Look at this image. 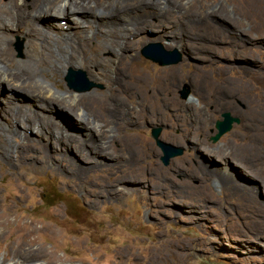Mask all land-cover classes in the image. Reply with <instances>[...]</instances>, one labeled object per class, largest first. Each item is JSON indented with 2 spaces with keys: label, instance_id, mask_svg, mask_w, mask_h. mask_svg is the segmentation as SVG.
<instances>
[{
  "label": "rangeland",
  "instance_id": "rangeland-1",
  "mask_svg": "<svg viewBox=\"0 0 264 264\" xmlns=\"http://www.w3.org/2000/svg\"><path fill=\"white\" fill-rule=\"evenodd\" d=\"M171 2L169 35L157 27L142 35L150 36L148 44L175 49L181 62L160 66L141 55L143 47L137 61L150 72L179 68L171 110L161 102L159 115L119 128L122 121L110 112L125 109L112 96L125 103L130 119L153 110L84 69L89 91L69 89L67 72L47 73L59 90L95 99L93 112L115 121L104 153L89 142L92 152L69 145L82 137L83 125L64 107L44 112L8 84L0 90V217L7 223L0 227V264H49L53 253L61 264H264V0ZM13 49L24 57L27 39L17 36ZM92 59L86 56L88 66ZM10 110L30 116V124L31 115L45 123L7 128ZM224 112L239 123L212 142ZM151 128L183 154L164 165ZM8 130L14 135L6 136Z\"/></svg>",
  "mask_w": 264,
  "mask_h": 264
},
{
  "label": "bare ground",
  "instance_id": "bare-ground-1",
  "mask_svg": "<svg viewBox=\"0 0 264 264\" xmlns=\"http://www.w3.org/2000/svg\"><path fill=\"white\" fill-rule=\"evenodd\" d=\"M171 1L0 0V90L8 84L13 92H23L31 98L27 106L38 105L44 112L64 107L62 111L65 114L74 115L83 125L80 130L83 138H71L69 145L85 152L90 149L87 146L89 142L91 147H98L104 153L109 149L106 140L114 132L110 125L115 121L101 118L93 112L97 102L95 99L80 100L75 92L59 90L47 73L51 69L63 74L69 70L84 69L94 80L112 82L121 88V92L138 95L143 103H148V109L153 110L151 115L138 110L134 112V118L132 116L130 119L132 113L126 109L125 103L118 95L112 96L125 109L118 113L112 110L110 112V115L122 121L118 123L119 128L132 122L139 125L142 121L152 119V115H159L162 110L161 102L167 103V108L171 110L177 104L176 91L181 79L179 68H161L150 72L137 62L139 49L152 41L150 36L142 35L147 28L157 27L163 36L169 35L164 27L167 21L172 20V14L166 9L167 5L173 3ZM171 34L177 37V31H172ZM17 36L27 39V50L22 58H17L13 49ZM223 37L225 36L222 34L221 38ZM209 39L207 36V40ZM185 45H189L187 41ZM190 52L193 53V50ZM88 54L93 57L89 66L86 64ZM14 64L18 67H14ZM166 94L169 97L163 101ZM8 115L7 128L11 125L31 130L36 124L39 126L45 123L42 116L31 115L35 123L30 124L31 117L27 114L20 117V112L15 114L10 110ZM3 128L0 126V131ZM176 128L177 124L172 123L171 132ZM48 130L52 132V128L49 127ZM4 133L12 136L15 131L8 130ZM2 135L4 134L0 132V147H3ZM134 145L130 144L131 147H128L130 152L137 150ZM143 155H147L146 150ZM5 224V217L1 216L0 227ZM14 227L16 230L20 229L19 224L14 223ZM51 255L52 261L49 264L63 262L54 253L53 258Z\"/></svg>",
  "mask_w": 264,
  "mask_h": 264
},
{
  "label": "water",
  "instance_id": "water-1",
  "mask_svg": "<svg viewBox=\"0 0 264 264\" xmlns=\"http://www.w3.org/2000/svg\"><path fill=\"white\" fill-rule=\"evenodd\" d=\"M141 55L145 59L157 63L160 66L178 64L182 60V55H180L175 49L168 51L159 43H150L144 46L141 49ZM64 82L69 89L76 91H89L93 87L92 84L87 82L85 73L82 71H67L64 75ZM186 95L187 93H183V97H186ZM221 118V120L215 122L216 134L211 137L212 142L218 141L222 135L232 129L234 124L239 123V120L232 117L229 112H224L221 115ZM160 133V128H151L150 137L161 151L160 161L164 165H168L171 159L181 156L184 150L181 147H175L169 143L161 141L159 139Z\"/></svg>",
  "mask_w": 264,
  "mask_h": 264
}]
</instances>
